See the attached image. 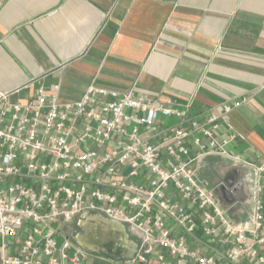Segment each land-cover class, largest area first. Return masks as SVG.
<instances>
[{"label": "built area", "instance_id": "built-area-1", "mask_svg": "<svg viewBox=\"0 0 264 264\" xmlns=\"http://www.w3.org/2000/svg\"><path fill=\"white\" fill-rule=\"evenodd\" d=\"M246 101L198 118L191 100L136 87L91 84L71 101L60 84L26 100L0 92V264H264V161L227 149L238 138L228 116ZM167 117L181 123L164 126ZM209 155L252 172L246 219H233L200 178ZM85 213L125 224L135 256L80 245L67 228Z\"/></svg>", "mask_w": 264, "mask_h": 264}, {"label": "crops", "instance_id": "crops-1", "mask_svg": "<svg viewBox=\"0 0 264 264\" xmlns=\"http://www.w3.org/2000/svg\"><path fill=\"white\" fill-rule=\"evenodd\" d=\"M41 84H60L63 101L80 99L91 84L136 87L162 100H191L198 118L247 97L228 116L238 138L227 149L260 163L264 0H0V92L26 100ZM199 175L233 219L249 216V168L209 155Z\"/></svg>", "mask_w": 264, "mask_h": 264}, {"label": "water", "instance_id": "water-1", "mask_svg": "<svg viewBox=\"0 0 264 264\" xmlns=\"http://www.w3.org/2000/svg\"><path fill=\"white\" fill-rule=\"evenodd\" d=\"M79 225L83 231L74 235V239L94 253L105 254L115 260H129L138 251L137 239L119 221L100 214L85 213Z\"/></svg>", "mask_w": 264, "mask_h": 264}, {"label": "flooded vegetation", "instance_id": "flooded-vegetation-1", "mask_svg": "<svg viewBox=\"0 0 264 264\" xmlns=\"http://www.w3.org/2000/svg\"><path fill=\"white\" fill-rule=\"evenodd\" d=\"M80 219L81 218H78L74 223L76 224V229L73 230V234L76 235L78 234L79 232H82L83 231V228L79 225L80 223Z\"/></svg>", "mask_w": 264, "mask_h": 264}, {"label": "rangeland", "instance_id": "rangeland-1", "mask_svg": "<svg viewBox=\"0 0 264 264\" xmlns=\"http://www.w3.org/2000/svg\"><path fill=\"white\" fill-rule=\"evenodd\" d=\"M221 203H222V201H221ZM248 203H249V201H248ZM222 205H223V207H226L223 203H222ZM74 229H76V226H75V228Z\"/></svg>", "mask_w": 264, "mask_h": 264}]
</instances>
